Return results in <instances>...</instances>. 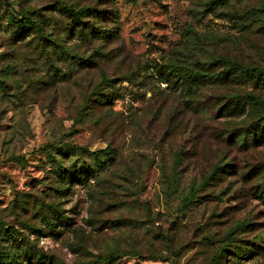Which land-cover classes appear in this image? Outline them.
I'll return each mask as SVG.
<instances>
[{"label":"rangeland","instance_id":"rangeland-1","mask_svg":"<svg viewBox=\"0 0 264 264\" xmlns=\"http://www.w3.org/2000/svg\"><path fill=\"white\" fill-rule=\"evenodd\" d=\"M75 3L98 38L64 34ZM20 13L60 51L17 33ZM156 63L204 86L165 68L154 95ZM249 93L264 99V0H0V264H264V110ZM248 247L260 254L234 263Z\"/></svg>","mask_w":264,"mask_h":264},{"label":"trees","instance_id":"trees-1","mask_svg":"<svg viewBox=\"0 0 264 264\" xmlns=\"http://www.w3.org/2000/svg\"><path fill=\"white\" fill-rule=\"evenodd\" d=\"M132 1V0H131ZM214 1V0H212ZM64 10H65V14L67 16H69V18H71L72 22H73V26H69L66 27L64 29V34H66V32H72L73 30H77L76 32L80 33L81 38L85 39V40H90V36L92 35L95 38H98L99 32L95 31V30H89L88 28V23L87 21H84L83 18H85L86 14L91 12V8L87 5L85 6H79L78 3L72 4L71 6H64ZM15 26H16V32L17 33H22L26 28H34L37 31V35L43 39H46L47 41L50 42V51H52V48H55L57 51H60L57 46L59 45L55 40L49 39L48 37H46L45 35H43L45 33V26L43 25V23L39 24L37 21H35L33 19L32 16L27 15L25 13H20V15L16 16V20H15ZM65 36V35H64ZM66 37V36H65ZM67 38V37H66ZM46 49L44 48V46L42 47V51H45ZM56 52V51H55ZM66 54H68L67 52H65ZM63 53V55L60 57L64 58L63 60L66 61L68 58H72V60H74V64L76 63V65H80V67L83 66V64L85 65V67L89 66V67H94L96 66L97 62H95V60H93L92 58L94 57L95 53H92L90 55H88L86 58H82L79 57L75 54H69L66 56V54ZM125 59H129V56L125 54ZM124 59V60H125ZM63 62V61H62ZM56 68H58V66H55ZM75 68V67H73ZM166 70L175 73V74H181L185 77L186 81L188 82V86L185 88L187 89H198L202 86H204V84L201 82L202 79L205 78L206 74L203 73L202 71H198V70H192L186 67H182L179 66L177 64H173V63H168V64H153L151 66H149L147 68V71L149 72L150 69L153 70V75H157L158 76V83L160 85H158V89L157 91H153V94L156 95V92H162L168 88H171V86L164 81L163 79V71ZM100 73H103V71H101ZM56 74V73H55ZM152 73H147L145 76L149 77L151 76ZM228 71L227 70H223V71H219L217 73H214L212 75L209 74L208 77H210L211 83L212 84H222L227 82V78H228ZM124 78H129V77H122V79ZM121 79V80H122ZM130 80V78H129ZM104 82V81H103ZM162 83H166L167 85H165L164 87L161 86ZM105 84H107L108 86H114V81L111 83H109V81H105ZM145 85H143L142 83H139V90L144 87ZM101 95L104 94L103 92L100 93ZM120 94H118L119 96ZM232 95H227L225 97L226 101H230ZM247 102L252 105L253 107H255L258 110H264V99H260L259 97H257L256 95L249 93L245 95ZM111 97L109 96V94L105 93V97L103 99H101V104H109V101ZM240 99V98H239ZM84 102L86 104H89V107L91 106V102L92 99L88 98V99H84ZM264 112V111H263ZM82 116V115H81ZM80 115L76 117V120L80 121L82 119ZM262 120L264 121V113L261 115ZM262 122V121H261ZM264 124V122H263ZM110 147H107L105 149H103V152L109 154L111 152ZM98 155V154H97ZM217 167V166H216ZM219 167V166H218ZM176 171L174 170V175H176ZM262 183L264 184V177L262 179ZM258 193L259 196L264 197V191L262 192L260 189H258ZM196 189H193V191L191 190L184 198H183V203H190L195 201L196 198ZM233 233V232H232ZM264 247V246H262ZM223 251H227V249L223 248ZM252 252L253 254H260L259 251H253L251 249V247L246 248V251L244 249H239L237 248L233 253H231L230 258L233 260V262H239L242 255ZM114 258V257H113ZM110 261L112 260L111 258H109ZM110 261H105L104 264H110ZM1 264H24V259L22 258H16L15 256H11L8 255L6 257L5 260L1 261Z\"/></svg>","mask_w":264,"mask_h":264}]
</instances>
